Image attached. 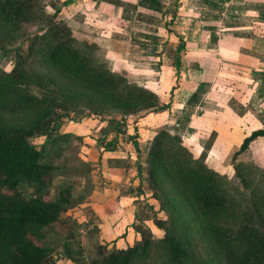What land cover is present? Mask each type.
<instances>
[{
    "label": "trees",
    "instance_id": "1",
    "mask_svg": "<svg viewBox=\"0 0 264 264\" xmlns=\"http://www.w3.org/2000/svg\"><path fill=\"white\" fill-rule=\"evenodd\" d=\"M47 7L43 0H0V50L14 51L10 68L0 66V264H56L46 234L49 228L59 234L55 225L69 203L70 187H54L55 167L44 161L41 146L30 142L51 130V117H64L75 107L99 119L107 112L115 132H124L128 116L170 105L95 58L94 45L82 47L56 19L59 6ZM34 26L27 34L26 27ZM20 34H25L21 44L4 47ZM30 85L48 96L34 95ZM257 137H264V128L253 129L232 153L238 187L178 134L157 130L144 156L136 133L130 135L138 173L146 174L166 218L152 219L159 236L137 229L140 237L131 244L108 252L99 247L92 264H264V168L236 162ZM111 146L107 141L104 150ZM21 185L31 190L25 193ZM72 236L69 230L64 238Z\"/></svg>",
    "mask_w": 264,
    "mask_h": 264
},
{
    "label": "crops",
    "instance_id": "2",
    "mask_svg": "<svg viewBox=\"0 0 264 264\" xmlns=\"http://www.w3.org/2000/svg\"><path fill=\"white\" fill-rule=\"evenodd\" d=\"M43 1L59 6L56 19L66 23L80 44L94 45L95 56L110 62L109 69L125 73L129 83L156 94L160 104L170 101L167 109L137 116L124 132L106 138L112 140L111 148L104 150L107 132L91 144L90 148H100L97 157H90V167L78 176L92 187H84L82 200L70 188L69 203L56 222L61 226L58 231L70 230L76 236L85 220L93 228L106 226L110 217L114 224L113 214H124L119 202L138 198L125 191L131 182L142 183L130 135L136 133L144 156L157 130L178 134L200 149L208 148L204 160L209 166L207 159H216L213 151L226 149L227 155L253 129L264 128V0ZM52 138L40 141L45 144L42 153ZM263 142L264 137L254 139L238 160L254 154L253 144ZM59 166L54 165V174ZM209 167L220 172L216 165ZM132 212V220L146 222L136 208ZM150 221L146 225L154 232ZM139 224H134L136 231L132 229L134 237ZM113 231L110 239H118L115 225Z\"/></svg>",
    "mask_w": 264,
    "mask_h": 264
},
{
    "label": "rangeland",
    "instance_id": "3",
    "mask_svg": "<svg viewBox=\"0 0 264 264\" xmlns=\"http://www.w3.org/2000/svg\"><path fill=\"white\" fill-rule=\"evenodd\" d=\"M51 6L52 4L50 6L48 5L47 7L48 11L53 10ZM36 28L37 26L31 28L26 27L27 34L33 33L34 31H36ZM23 35L20 34L18 38L12 39V41L5 43L4 47L9 48L10 44H13V46L21 44ZM81 46L84 47L83 44H81ZM6 51L7 50L4 49L0 50V66L3 69H9L10 61L14 59L13 58L14 51L8 52L7 54ZM95 58H97L101 62H104L107 67L109 66L113 68L110 62L106 63L105 61H102L101 57L98 56H95ZM52 76H56V75L51 73V77ZM29 90L34 95H37L39 97L48 96V93L40 86L30 85ZM66 114H67L66 116L61 118L60 117L57 118L56 116L51 117L49 119V128H51V130L48 131V133H45V135L37 134L30 137V142L43 147L45 146V144L40 143L41 140H44L46 136L48 137L50 135L54 137L52 138L53 143L50 144L51 146L44 147L42 153L44 161L51 162L53 166L56 163L60 165L59 167H57L58 168L57 173H55L56 178L53 179L54 187L59 183L62 184L63 181L64 183H66L63 185L69 186L70 188L72 187L71 188L72 193L75 196H79V199L82 200V196L84 197V195H82L83 194L82 190H85L86 188L85 186L88 187L90 186L91 188L92 184H90V182L84 183V178L78 176L79 175L78 173L79 171L85 169L86 168L85 166L90 167L89 165L91 163L88 162L89 158L91 157L96 159L97 157L96 148L100 149L98 146H93L92 148H90L91 144H95L94 141L101 137V135L103 134L102 132L108 133L105 136L103 142L107 141L106 138H111L116 129L114 128L115 124L112 121H110L111 114L110 113L108 114L107 112L103 113L100 119L95 117L91 113L85 111L84 109H81L80 107L69 109ZM141 115L142 114H138V115L134 114L128 116L127 118L129 120L126 119L127 124H131L133 120L137 121V116H141ZM182 140L188 146L191 145L196 146L193 145L194 143H192L185 137H182ZM253 145H255L254 154H251V152H249L241 159V161L252 164L254 163L264 168V142L258 144V147L256 146V144ZM198 148L200 149V147ZM207 150L208 148L206 147L201 149V152L204 151V156ZM234 150L235 149H232L230 153H228L227 155H225L227 153L226 149H221V150L218 149L216 151H213L214 154L216 155V159L210 157L209 159H207V163L209 164V166L216 165V167L219 168L220 172L226 175L229 182L239 187L240 183L238 181V178L234 175L233 166L230 163L232 161L231 158ZM238 161L240 160H238L237 157L236 162ZM55 171L56 170L54 168L53 174ZM141 177H142L141 185H137L138 184L136 183L137 181H135V183L131 182L130 184L126 183L127 187L125 186L126 188L125 191L135 196L138 195V198L136 200L133 199L129 200L128 198L125 199L124 197L119 202L121 204L120 206H123L124 214H122V211L121 213L118 214L114 213L113 214L114 216L113 221L115 222L114 224L111 220V217H110V221H111L110 223L107 222L106 226L104 224H100L97 228H93L92 224L87 220L83 221L81 225V230L80 232L78 231L79 234H76V236L73 235L71 239L67 240V242L65 241L67 243L66 250H64L61 247L62 244L64 243L63 236L66 235V231L65 230L58 231L61 228V226H57V225H55V229L59 232V234L58 233L56 234L53 228L47 229V234H46L47 238L45 244L49 246L51 249H54L51 252V255L56 260V264H92L93 260L99 257L98 254L99 247H103V246L106 247V250L108 252L116 246L124 245V243L127 244V242L132 243L133 240L135 241L136 239H138L140 237L138 231H137L138 234L136 233V236L135 237L133 236L135 234L133 233V231H136V228H134L135 227L134 224H139L138 218L136 220L135 219L132 220V218L134 217L132 212L133 208H136V211L138 212L140 218L146 221L143 222V224L141 225L139 224L141 228V229L139 228V230H146V228H148L150 234L153 237H156V235L157 236L160 235L161 231L157 230L155 226H153L152 219L155 216L158 218H166V213L160 209L159 202L152 197L151 190L146 183V174L144 172L141 173ZM254 178L258 179L259 175H254ZM261 179L264 180V173L263 176H261ZM94 180L95 179H93L92 181ZM97 181L98 180H95V182ZM67 182H69L70 185H67ZM20 187L25 193H28L31 190L26 185H21ZM139 190L140 192L143 191L144 193L140 194ZM54 191H55L54 188H52L51 194H53ZM139 194L142 195L143 199L140 198ZM119 198H122V196H119ZM146 205L148 207H146ZM88 210L90 209L88 208ZM76 216H79V214L77 213ZM149 221L150 224L152 225L154 232L151 231L150 228L146 225L147 223H149ZM83 224L85 226H83ZM114 225L116 227V232H117L116 234L118 236V239H114L117 242V245L114 242V240L110 239V237L114 236L115 234V231H113ZM125 226H129L130 231L126 230ZM127 231L129 233H126ZM74 232L76 233L77 231L75 230Z\"/></svg>",
    "mask_w": 264,
    "mask_h": 264
}]
</instances>
